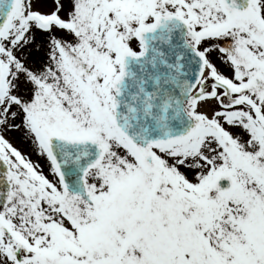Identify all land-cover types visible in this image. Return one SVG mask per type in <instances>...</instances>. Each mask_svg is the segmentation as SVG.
<instances>
[{"label": "snow or ice", "instance_id": "obj_1", "mask_svg": "<svg viewBox=\"0 0 264 264\" xmlns=\"http://www.w3.org/2000/svg\"><path fill=\"white\" fill-rule=\"evenodd\" d=\"M0 264H264V0H0Z\"/></svg>", "mask_w": 264, "mask_h": 264}]
</instances>
